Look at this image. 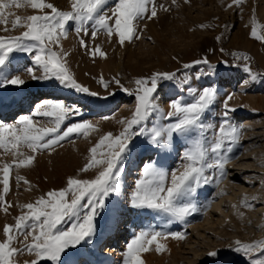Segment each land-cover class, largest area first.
<instances>
[{
    "label": "rangeland",
    "instance_id": "374dc122",
    "mask_svg": "<svg viewBox=\"0 0 264 264\" xmlns=\"http://www.w3.org/2000/svg\"><path fill=\"white\" fill-rule=\"evenodd\" d=\"M48 2L61 10L70 8L69 0ZM117 2L108 0L105 11L111 14L110 10ZM154 2L157 17L139 21L140 39L126 43L124 47L116 42L115 37L109 40L104 30H100L93 40L91 22L88 34H78L75 22H70L67 37L61 41L63 50L68 53L67 65L76 81L90 92H96V96L65 88L54 80H32L27 71L29 68H33L37 75L41 74L32 60L35 53L13 52L10 55L7 65L9 76L19 75L26 83L0 88V106L6 104L13 107L12 111L0 116V123L15 125L21 116L29 115L39 125L51 127L50 118L35 114V110L37 105L52 101L63 102L79 110L78 115H71L61 127L90 121L98 126V131L90 132L87 137L73 134L62 141V146L54 152L37 153L31 166L13 167L10 170L7 193H3V184L0 182V194L11 205L5 213L4 205L0 204V241L5 239V224H15V217L21 214V205L34 202L51 190L66 187L67 179L78 175L79 169L89 158V149L100 137L109 132L119 134L123 125L118 121L131 117L136 105L135 96L121 90L112 82L113 77L125 87L134 89L135 78L149 77L155 72H170L176 73V80L160 81L154 94L157 103L165 111L172 100L191 99L188 87H213L217 90L213 106L203 116L205 125L210 126L205 132L208 140L216 134L223 119L224 103L229 95L232 96V99L227 100L229 108L234 109L229 112V119L234 125L242 126V134L239 145L231 154L233 158L226 165V175L220 178L217 170H206L209 182H201L193 197L197 211L183 222L168 223L163 214L131 206L129 196L144 163L155 162L169 173L177 169L182 171L181 157L187 141L176 136L170 147L162 149L149 144L145 137L133 138L135 147L125 159L120 195L106 198L105 207L99 210L95 218L94 234L66 250L69 255L62 254L61 261L64 264H125L128 243L141 231L155 230L165 233L185 232L186 239L178 241L169 237L161 240L166 244V250L160 253L155 250V244L151 245L150 251L141 253L145 264H251L249 258L236 253L234 247L237 240L247 243L264 239V41L250 35L253 18L257 20L258 26H264V0H244L240 5L233 4L232 0ZM8 13L13 14L9 16V31H3L5 26L0 24V36L19 35L24 29L12 30L11 20L15 15L25 17L36 14V10L13 6L5 9V14ZM259 30L264 34V28ZM81 38L89 49L101 46L107 58L90 56L81 47ZM244 55L249 59L244 60ZM205 58L208 64H193L190 69L183 68L184 64ZM245 64L250 66L251 73L245 70ZM252 74H256L255 79H252ZM186 76L188 84L178 86L177 81H183ZM101 77L109 82L107 88L100 82ZM153 122L166 124L169 121L157 120L154 114L149 119V126ZM23 150L29 151L26 148ZM12 159L10 152L5 153L0 149V167L2 162ZM94 175L93 171H89L79 173V178L90 179ZM17 176L24 179L18 181ZM2 178L0 172V181ZM219 188L225 190L224 195L217 196ZM245 196L252 207L242 204ZM113 215V232L102 233L110 225ZM129 217L130 227L123 234L118 230L120 223ZM64 227H70V223ZM116 234L117 237H113ZM114 238L111 254L104 255L107 245L110 246ZM19 239L22 241L23 236ZM14 246L20 247V244L14 242ZM214 251L217 255H209ZM33 259L35 256L26 252L14 257L17 264ZM38 264L53 262L41 260Z\"/></svg>",
    "mask_w": 264,
    "mask_h": 264
},
{
    "label": "snow or ice",
    "instance_id": "6c2138e0",
    "mask_svg": "<svg viewBox=\"0 0 264 264\" xmlns=\"http://www.w3.org/2000/svg\"><path fill=\"white\" fill-rule=\"evenodd\" d=\"M172 2L176 3V0ZM232 2L240 5L244 0ZM69 3L68 10H61L48 0H0V24L5 26L2 29L5 32L9 31V16L13 15H6L5 9L14 6L17 9L36 10V14L25 17L15 15L11 20L12 30L24 29L19 35L0 36V88L26 83L19 75L9 76V57L13 52H34L32 60L41 74L37 75L33 68H29L27 71L32 80H54L65 88L96 96V92H90L86 86L76 81L67 65L68 53L63 50L61 41L67 37L70 22H75L78 34H88L91 22L93 40L100 30H104L109 40L115 37L116 42L124 47L126 43L140 39L139 21L151 20L158 15L154 0H118L110 10L111 14L105 11L108 0H69ZM261 28L264 26H258L257 20L253 18L251 37L264 41V34L259 30ZM80 45L93 58L97 55L107 58V54L99 45L89 49L82 38ZM243 59L248 60L249 57L244 55ZM201 63L208 64V60L205 58L193 61L191 64H184L183 68L190 69L193 64ZM244 68L249 73L252 72L248 64H245ZM255 78L256 74H252V79ZM164 80H176V73L155 72L149 77L135 78L134 89L125 87L119 79L113 77L112 82L121 90L135 96L136 105L131 117L118 121L123 125L119 134L109 132L100 137L89 149V158L79 169L78 175L67 179L66 187L51 190L34 202L20 206L22 211L15 217V224H5L3 228L5 239L0 241V264H17L14 257L25 252L34 255L35 259L25 261L24 264H38L41 260L64 264L61 255L68 256L69 252L66 250L74 248L94 234L95 218L99 210L105 207L106 198L120 195L125 159L135 147L133 138L145 137L149 144L167 149L174 137L180 136L187 141V146L181 157L182 171L177 169L169 173L158 167L155 162L143 164L141 174L129 196L131 206L163 214L168 223L183 222L197 211L193 202L197 187L201 182H209L206 170H217L220 178L226 175V165L233 158L231 154L235 147L239 145L242 126L230 122L229 112L234 109H230L227 103V100L232 99L229 95L224 103L223 119L216 134L210 140L206 139L205 132L210 126L205 125L203 116L213 106L217 90L213 87H188L187 92L191 99L172 100L169 109L165 111L154 96L159 82ZM100 82L105 88L109 86V82L104 81L102 77ZM177 84L187 85V76L183 81H177ZM42 108L46 110L41 111ZM35 114L49 117L52 126H41L29 115L21 116L15 125L0 123V149L5 153L10 152L13 156L10 162H2L0 167L3 193L9 191V176L13 167L31 166L37 153L54 152L57 147L62 146V141L69 139L73 134L87 137L90 132L98 131V126L90 121L70 123L61 127L71 115L79 114L77 108L69 107L63 102L47 101L43 105H37ZM154 114L157 120L169 122H153L149 126V119ZM25 148L29 151L25 152ZM89 171L95 173L92 178H79V173ZM23 179L17 176L18 181ZM224 194L225 190L219 188L217 196ZM0 204L4 205L3 211L7 213L11 205L4 201L3 194H0ZM242 204L252 207L247 196ZM68 223L70 227L65 228L64 225ZM20 236H23L22 241ZM169 237L178 241L184 240L186 233L141 231L127 245L125 264H145L141 253L150 251L153 244L158 253L165 251L166 244L161 240ZM14 242L20 244V247L14 246ZM234 251L248 257L251 264H264V239L247 243L237 240ZM209 255L215 256L217 252H211Z\"/></svg>",
    "mask_w": 264,
    "mask_h": 264
},
{
    "label": "bare ground",
    "instance_id": "6f19581e",
    "mask_svg": "<svg viewBox=\"0 0 264 264\" xmlns=\"http://www.w3.org/2000/svg\"><path fill=\"white\" fill-rule=\"evenodd\" d=\"M12 109H13V107H12V105H3V106H0V116H4L5 114H7V113H9L10 111H12ZM114 220H115V218H114V215H113V217H112V219H111V221H110V225L107 227V229L105 230V231H103L102 233H105V232H113V227H114ZM130 220H131V217H129L128 219H126V221H124V223L122 222V223H120V228L118 229V230H120V232H122L123 234H125L126 232L125 231H127L128 230V228L130 227ZM110 234V233H109ZM122 234V235H123ZM105 235V234H104ZM120 236H121V234H120ZM113 237H117V234L116 235H113ZM115 238L113 239V242H112V244L110 245V246H108L107 245V250H106V252H103L104 253V255H110L111 254V252L110 251H112L113 250V245H114V243H115ZM121 237H119L118 239H120ZM117 241V240H116ZM106 262V261H105Z\"/></svg>",
    "mask_w": 264,
    "mask_h": 264
}]
</instances>
